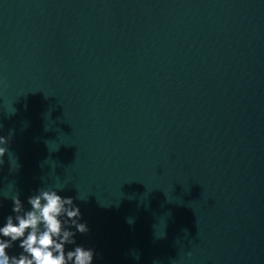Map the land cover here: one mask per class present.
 <instances>
[{
  "label": "water",
  "instance_id": "95a60500",
  "mask_svg": "<svg viewBox=\"0 0 264 264\" xmlns=\"http://www.w3.org/2000/svg\"><path fill=\"white\" fill-rule=\"evenodd\" d=\"M0 137V227L55 189L92 264H264V0H0Z\"/></svg>",
  "mask_w": 264,
  "mask_h": 264
},
{
  "label": "clouds",
  "instance_id": "9594fccd",
  "mask_svg": "<svg viewBox=\"0 0 264 264\" xmlns=\"http://www.w3.org/2000/svg\"><path fill=\"white\" fill-rule=\"evenodd\" d=\"M6 144L7 139L0 137V145ZM6 151V147L0 146V158ZM12 201L15 215H9L6 224L0 227V237L8 238H0V264H92L93 249L65 248L76 244L72 227L81 234L88 232L86 223L79 222L81 212L73 197H62L55 189L41 188L28 198L30 210L25 211L18 193L12 196ZM16 241L23 251L18 257H10L6 250Z\"/></svg>",
  "mask_w": 264,
  "mask_h": 264
}]
</instances>
